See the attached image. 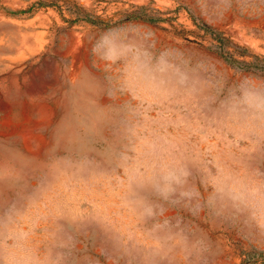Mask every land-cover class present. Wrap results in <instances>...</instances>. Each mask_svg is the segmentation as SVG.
<instances>
[{"label":"rangeland","instance_id":"obj_1","mask_svg":"<svg viewBox=\"0 0 264 264\" xmlns=\"http://www.w3.org/2000/svg\"><path fill=\"white\" fill-rule=\"evenodd\" d=\"M264 0H0V264H257Z\"/></svg>","mask_w":264,"mask_h":264},{"label":"trees","instance_id":"obj_2","mask_svg":"<svg viewBox=\"0 0 264 264\" xmlns=\"http://www.w3.org/2000/svg\"><path fill=\"white\" fill-rule=\"evenodd\" d=\"M257 264H264V251H260L258 253V263Z\"/></svg>","mask_w":264,"mask_h":264}]
</instances>
